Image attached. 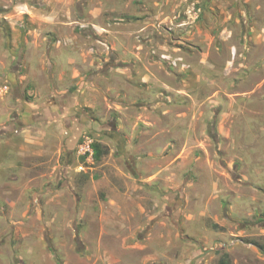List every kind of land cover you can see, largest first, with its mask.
<instances>
[{"label": "rangeland", "instance_id": "374dc122", "mask_svg": "<svg viewBox=\"0 0 264 264\" xmlns=\"http://www.w3.org/2000/svg\"><path fill=\"white\" fill-rule=\"evenodd\" d=\"M0 264H264V0H0Z\"/></svg>", "mask_w": 264, "mask_h": 264}, {"label": "built area", "instance_id": "2783aa9c", "mask_svg": "<svg viewBox=\"0 0 264 264\" xmlns=\"http://www.w3.org/2000/svg\"><path fill=\"white\" fill-rule=\"evenodd\" d=\"M92 141L90 138L85 137L83 143L79 147V152H81L82 156L87 157V159L93 158V151H92Z\"/></svg>", "mask_w": 264, "mask_h": 264}, {"label": "trees", "instance_id": "16d2710c", "mask_svg": "<svg viewBox=\"0 0 264 264\" xmlns=\"http://www.w3.org/2000/svg\"><path fill=\"white\" fill-rule=\"evenodd\" d=\"M91 146H92V151H93V158L94 160H98L101 155L99 145L97 143H93L91 144Z\"/></svg>", "mask_w": 264, "mask_h": 264}]
</instances>
